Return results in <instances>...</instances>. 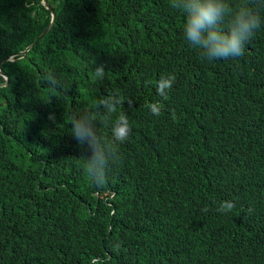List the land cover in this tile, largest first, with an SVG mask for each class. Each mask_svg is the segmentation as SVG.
I'll return each instance as SVG.
<instances>
[{
	"label": "trees",
	"instance_id": "1",
	"mask_svg": "<svg viewBox=\"0 0 264 264\" xmlns=\"http://www.w3.org/2000/svg\"><path fill=\"white\" fill-rule=\"evenodd\" d=\"M45 1L0 0V264H264V0Z\"/></svg>",
	"mask_w": 264,
	"mask_h": 264
},
{
	"label": "water",
	"instance_id": "2",
	"mask_svg": "<svg viewBox=\"0 0 264 264\" xmlns=\"http://www.w3.org/2000/svg\"><path fill=\"white\" fill-rule=\"evenodd\" d=\"M41 4L44 5L45 9L49 10L50 11V14H51V19H50V23L48 24V26L39 34L38 36V39L41 38L42 36H44L48 30L51 28V26L54 24V21H55V11L52 9V7L45 1V0H42ZM31 48V45H29V47H27L24 51L18 53V55L20 56H24L25 53ZM6 61V59H4V62ZM0 75L3 79H5V83H0V86H3V85H7V77L6 75H4L3 73H1L0 71Z\"/></svg>",
	"mask_w": 264,
	"mask_h": 264
},
{
	"label": "clouds",
	"instance_id": "3",
	"mask_svg": "<svg viewBox=\"0 0 264 264\" xmlns=\"http://www.w3.org/2000/svg\"><path fill=\"white\" fill-rule=\"evenodd\" d=\"M5 80V79H4ZM6 81V80H5Z\"/></svg>",
	"mask_w": 264,
	"mask_h": 264
}]
</instances>
